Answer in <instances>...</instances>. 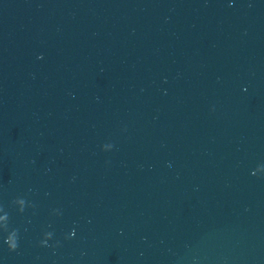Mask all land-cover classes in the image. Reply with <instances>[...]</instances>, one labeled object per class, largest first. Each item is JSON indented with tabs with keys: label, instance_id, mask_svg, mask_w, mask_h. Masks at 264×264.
I'll list each match as a JSON object with an SVG mask.
<instances>
[{
	"label": "water",
	"instance_id": "water-1",
	"mask_svg": "<svg viewBox=\"0 0 264 264\" xmlns=\"http://www.w3.org/2000/svg\"><path fill=\"white\" fill-rule=\"evenodd\" d=\"M0 264H264V0H0Z\"/></svg>",
	"mask_w": 264,
	"mask_h": 264
},
{
	"label": "clouds",
	"instance_id": "clouds-1",
	"mask_svg": "<svg viewBox=\"0 0 264 264\" xmlns=\"http://www.w3.org/2000/svg\"><path fill=\"white\" fill-rule=\"evenodd\" d=\"M18 231V230H17ZM5 243L7 244L9 250H15L18 247V242L16 241H11V238H5ZM40 243L42 245H47L48 241L47 240H41Z\"/></svg>",
	"mask_w": 264,
	"mask_h": 264
}]
</instances>
